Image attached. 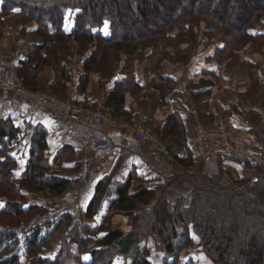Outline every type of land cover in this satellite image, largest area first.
Segmentation results:
<instances>
[{
	"label": "trees",
	"instance_id": "obj_1",
	"mask_svg": "<svg viewBox=\"0 0 264 264\" xmlns=\"http://www.w3.org/2000/svg\"><path fill=\"white\" fill-rule=\"evenodd\" d=\"M0 8L5 13H27L38 24L43 36L42 43L27 47L28 59L19 69V75L27 87L40 88V76L45 66L52 62L49 53H53L59 63L63 52L71 51L73 40L79 44L81 54L86 55L84 63L87 72L111 76L119 69L121 80L107 96L104 110L112 117L133 124L123 112L122 106L127 91L135 85L137 67L144 64L154 75L153 84L163 94H167L174 79L165 74V63L186 59L179 31L190 34L192 45L205 43L204 40L214 42L217 48L211 59L220 65L244 46L248 42L246 39H252V54L248 57V61L252 63L249 67L252 81L249 95L254 96L263 87L261 65L253 62L264 55V0H0ZM192 21H197L199 30L191 24ZM68 26L70 32L66 31ZM106 30L108 33L105 34ZM256 31L260 33L256 34ZM54 35L58 37H51ZM44 51L48 52V56H44ZM67 76L65 71L58 75L60 86L66 85ZM88 78L89 74L84 77V81ZM43 88L41 89L49 93L67 98L55 87L53 90L48 86ZM174 122L172 118L170 127ZM17 130L18 128H12L9 122L0 118V141L14 139ZM256 131L260 137L262 163L251 165L256 167L257 179L254 183L233 181L222 176L200 177L195 180V176L182 170L181 175L176 176L196 183L190 204L185 205L183 201L173 203L162 195L151 211H148L147 223L144 225L146 231L139 226L126 232L109 224L102 225L101 228L106 231L102 249L91 251V255L90 249L95 246V240L90 237V228H87L89 237H82L78 228L76 233L73 232V228L71 234H76L81 248L79 251L83 255H71L73 241L67 238L62 242L64 246L50 256L35 255L33 263L68 264L69 259L74 258L79 264H114L111 249L128 254L135 249L141 236L153 231L161 236L165 251L170 254H175L181 247L188 248L193 243L200 247L201 252L213 264H264V126H258ZM48 146L47 130L44 125L38 124L31 130L26 166L21 156H8L5 161L0 162V172L3 171L7 177L0 185L13 196L10 199L4 193V201L0 203V264H19L21 252L5 255L10 246L4 244L12 238H17L14 242L17 243L20 236H26L27 233L5 229V221L10 227L19 226L24 215H33L40 209L38 205L31 203L27 194L48 189L60 194L70 183L68 178L58 175L56 171L44 176L49 164L39 157ZM179 162L185 166L194 164V161ZM20 164H24L22 174ZM10 166H14L12 168L16 171H11ZM132 184V177H129L123 184L117 185L115 205L122 206L131 200L145 202L153 198V190L148 187L131 193ZM242 185L244 187H239ZM97 188L99 189V185ZM27 200L29 206L24 211L22 208ZM98 201L99 197H94L89 206V216L94 213ZM53 222L55 221H46L45 225ZM55 223L57 227L43 238L39 236L43 235L44 230L39 225L36 226L33 230L34 237H27V243L36 247L47 240L63 224L62 221ZM180 229L184 239L176 247L174 240L180 235ZM181 243L184 245H180ZM137 255L131 258V264H154L148 256Z\"/></svg>",
	"mask_w": 264,
	"mask_h": 264
},
{
	"label": "crops",
	"instance_id": "obj_2",
	"mask_svg": "<svg viewBox=\"0 0 264 264\" xmlns=\"http://www.w3.org/2000/svg\"><path fill=\"white\" fill-rule=\"evenodd\" d=\"M22 14L24 12L20 11L5 13L0 8V52L10 57L16 73L14 74L19 77V69L28 59L26 53L28 46L25 41L27 38H33V35L37 39L40 38L33 30L25 31L20 28L19 22L12 24V21L16 20L14 17ZM66 31L70 32L71 29ZM258 33L260 31H256V34ZM189 35L181 37L182 51L186 59L178 60L176 63L166 62L164 65L165 74L174 79L170 91L163 94L153 84V73L143 64L137 67L135 85L127 91L122 106L123 112L132 122L142 126L155 141L161 143L154 140L142 142L133 132L111 128L89 119L82 126V133L91 137L92 141L100 138L105 144L100 147L92 146L90 164L85 165L82 162L84 157L82 147L73 139L69 129L60 128L59 121L51 114L45 111L50 116L40 115L34 125L30 126V131L38 124L44 125L47 130L49 146L39 157L49 164L44 176L56 171L58 175L71 180L60 194L52 193L49 189L27 194L31 203L38 205L40 207L38 211L42 212L39 226L44 232L39 237L43 238L57 227L55 222L45 225V221H51L52 215L43 213L44 209L51 208L56 218L72 219L74 218L72 208L77 207L86 216L89 204L97 196L100 208H105L106 214L116 207L114 201L117 199V185L123 184L129 177L152 189H162L165 185L172 188L171 180L165 181V178L170 179L165 170L166 165L203 177L222 176L233 181H246L250 184L255 182L256 169L246 163L244 158L248 157L242 154L225 156L205 148L201 149L196 141V131L209 124L231 127L235 131L236 139L243 146L260 149V137L256 129L260 125L264 126V55H260L257 62H253L261 65L263 87L254 96L249 95L252 86L249 67L252 63L248 61V57L252 51V39L220 65L211 59L217 48L214 42L204 40L205 43L198 42L192 45L190 38L188 39ZM71 42V51L63 52V58L59 63L56 56L49 53L52 62L45 66L38 86H48L52 90L55 87L65 97L77 103L104 110L107 96L115 90L117 82L121 80L119 69L111 76L87 72L84 63L86 55L79 51V44L73 40ZM46 52H42L44 56H48ZM63 71L68 74V79L65 86H60L61 82L58 83L57 77ZM88 74L89 78L85 82L84 77ZM172 118L175 124L170 127ZM161 145H165L166 148L161 149ZM181 160L194 161V164L185 166L179 162ZM22 162L26 161L22 159ZM37 176H40L38 172ZM109 202L113 205L112 208ZM103 204H108V207L102 206ZM93 214V218L84 216L89 227H95L103 222L104 214L99 217V221L96 219L97 214ZM73 224L71 229L78 225ZM64 226L63 222L60 229L34 247L33 252L21 255L19 264H34L35 255L48 257L55 253L63 239H70L72 236L70 232V236L66 237L70 229L65 231L61 238L56 237ZM24 228L26 232L22 233L27 234L23 238L28 242L27 237L33 238L34 231L27 232L31 229L27 225Z\"/></svg>",
	"mask_w": 264,
	"mask_h": 264
},
{
	"label": "rangeland",
	"instance_id": "obj_3",
	"mask_svg": "<svg viewBox=\"0 0 264 264\" xmlns=\"http://www.w3.org/2000/svg\"><path fill=\"white\" fill-rule=\"evenodd\" d=\"M13 16L14 15H12L11 17L13 18ZM18 16H17V18L14 17L16 20L12 21V24L15 22H19L18 26L20 28H23L25 31H29V30L32 31L33 30V31H35L36 34L38 33L40 36V38H38V39L34 35L32 36L33 38H27V40L25 41L26 46H30V44L35 45V44L42 43L43 42L42 41L43 36H42L38 26H37L38 24L35 21L31 20L29 18L28 14L25 12H24V14L20 15L19 18H18ZM196 22L197 21H192L191 24L193 26H196L195 28L199 30L200 27L198 26V23H196ZM70 23H72V21H70ZM69 25L72 27V24H69ZM68 28H70V27L68 26ZM104 33L105 34L108 33L107 30ZM196 33H197V30H196ZM178 35H179V37L184 38L186 36V33L179 31ZM51 37L56 38L58 36L54 35ZM189 38H190V35H189L188 39ZM249 40L250 39H246V41H249ZM13 60H15V62H17L16 59H13ZM0 74L3 75L5 78L8 76V77H10V79H13L15 77V74L13 71L9 72V71H5V70L0 69ZM41 88H43V87L41 86L38 89H41ZM43 89H45V88H43ZM2 98H3V92L0 91V118L6 120L7 122H9V125L12 128H18V130H17V132H15V138L14 139H9V140L3 139L2 141H0V162L5 161L8 156H11L13 158L21 156L23 158V161L24 162L26 161L25 162V166H26V164L28 162V160H27L28 142H29V138L31 135L30 126L34 125L36 118L37 117L39 118L40 115H41V117H48L50 115L48 113H46L45 111H41V110L35 111L33 113H25L22 110L7 112L3 108V104L1 103ZM121 121H124V120H121ZM135 125H138V124H135ZM15 126H17V127H15ZM140 127L142 129H144L142 126H140ZM134 136H136L135 133H134ZM157 142L161 143V141H157ZM198 145H200L201 149L205 148L206 150L211 151L206 145H204L202 143H198ZM161 146H162L161 149L166 148L165 145H161ZM212 152H215V151H212ZM227 156H229V155H227ZM167 157H169V155ZM245 160L249 166H251L253 164H257L253 160H250L248 158ZM164 165H166V164H164ZM20 166L22 167V169L20 170L21 174H22L24 164H20ZM12 167H14V166H10L11 171H16V169L12 168ZM166 167L167 168L165 170H166V173H168V176H170V179L165 178L166 179L165 181L169 182L171 180L170 185H172V188H170L168 185H165L166 184L165 181H164L165 186H163L162 189H155V188L152 189L140 181L132 180L133 181V184H132L133 188H131V190H130L132 193L135 192L136 190H140L142 187H148L149 189L153 190V193H154L153 198L149 199L148 201H145V202H139L137 200H131V202L124 203V204H122V206L116 205V207L113 208L114 210H110V212L106 213L107 216H106V214H104L105 208H103V207L100 208V205L98 202L97 207L95 208V211H94L95 215L98 212H100L102 210L103 211L96 215L97 221L100 220V218L103 214L104 215H103V222L100 225H97L95 227H89L88 226L89 224L85 221V217L86 218L87 217L93 218L94 214L89 216L88 211H87L86 216H85L84 213L81 210H79L80 208L77 209V207H75V208L71 207L72 211H73V215H74V218H72V219H71V217L67 218V219L54 217V214L51 212V208L44 209L43 213L47 212V213H49V215L51 214L52 215L51 221H55V222L56 221L57 222L62 221V223L64 222L65 226L61 230V233L56 235V237H58V238H61L64 235L65 231L70 230L72 228V225L74 226L73 223L78 224L73 229V232L78 230V233L81 234L82 237L88 236L87 228H90L89 229L90 237H93L95 240V244H94L95 246H93L90 249L89 254L91 255V251H94L97 249H102V239H103V236L106 232V231L104 232L103 228H101L102 225H104V224L108 225L109 224V225H111V227L119 228V229H122L126 232L133 231L136 226H139L144 231H146V229L144 228V225H146V223H147L146 217H147L148 211H151L152 206L157 202V200L160 197H162V195H165L167 198H169L168 201L173 202V203H175L177 201H183L185 203V205L190 204L192 197H193V189H194L196 183L191 182V180H189V179H184L182 176H181L182 178L176 176L178 174L181 175L180 172L182 171V169L178 170L174 166L169 167L167 165H166ZM189 174H191V173H189ZM193 176L196 177L195 180L197 178L203 177V176L198 175V174H196V175L193 174ZM6 178L7 177L5 176L4 172L1 171L0 172V184H1V181H3ZM69 181L71 182V180H69ZM237 186H238V184H237ZM4 193L8 194L10 199L13 198V196L11 195V192H9V190L5 191L4 188L2 187V185H0V203L1 204L4 201L3 200V194ZM107 199H108V197H107ZM93 200H94V198H93ZM90 204H89V206H90ZM109 204H110V202H109ZM28 206H29V202L27 200V202L25 203V205L23 206L22 209L23 210L25 209L24 211H27ZM102 206L108 207V204H106V205L103 204ZM110 206H111V208L113 207V205H111V204H110ZM117 209H118V211H117ZM88 210H89V207H88ZM41 216H42L41 211H35V213L33 215H31L30 213H27V215L26 216L24 215V217L22 218L23 220L21 219L23 222H21L19 226L10 227L7 225V221H5V229H12L14 231L20 232L21 227H25L27 225V226L31 227L30 231L35 230L37 228L36 226H38L39 223L41 222V218H42ZM139 217H140V219H139ZM37 222H38V224H35ZM91 222L93 223V221H91ZM33 225H36V226H33ZM55 226H57V224ZM181 230L182 229H180V235H178L176 237V239L174 240L176 247H178L177 246L178 242H180L181 240L184 239V237L182 238V231ZM71 231H72V229L68 232L66 237L70 236L69 233ZM136 231H138V230H136ZM73 235H74V233H72V237L69 239V241H71V242L73 241V245H71L72 246L71 255H83V253L81 254L79 251V250H81V248H80L79 243H77L78 240H77L76 234L74 236ZM191 237H194V235ZM139 239H140V241L136 245L135 249L133 248L128 254H122L115 249H111L110 252L112 255H114V256H112L111 259L114 260V264H131L132 263L131 258L137 257L138 256L137 254H143V255L148 256L154 264H164V263H169V264H174V263L175 264H213V262L201 252L200 247H198L196 245L194 246L193 243L188 248L181 247L180 250L177 249L175 254H170V253H167L165 251L163 239L156 232L152 231L148 234L141 236V238H139ZM63 240H65V239H63ZM194 240L195 241L197 240L196 237ZM15 241H17V238H12V239L5 241L4 245L10 246V250L7 251L5 255H7V253L12 254L16 251H20L21 255H26L27 253L34 251V247H31L30 245H28L22 236L20 237L19 242L14 243ZM182 244L183 243H181L180 245H182ZM61 246H62V244L60 245V248H61ZM40 252H41V249H40ZM35 253H36V251H35ZM85 254H86V252H85ZM125 255H127V256H125ZM68 264H79V262H77L74 258H72V259L70 258Z\"/></svg>",
	"mask_w": 264,
	"mask_h": 264
},
{
	"label": "built area",
	"instance_id": "obj_4",
	"mask_svg": "<svg viewBox=\"0 0 264 264\" xmlns=\"http://www.w3.org/2000/svg\"><path fill=\"white\" fill-rule=\"evenodd\" d=\"M0 69L9 72L14 71L15 73L10 57L1 52ZM0 91L3 92L1 103L6 111L22 110L25 113H33L43 110L59 121L62 130L69 129L73 139L83 149L84 157L82 162L85 165L90 164V156L93 152L92 146L100 147L105 144L100 138L92 141L91 137L82 133L81 128L89 119L95 123L106 124L111 128H120L133 132L142 142L155 141L151 135L138 125L128 121H121L118 118L110 116L104 110L72 102L67 98H61L45 90L31 89L24 84L22 78L18 75L10 79V77L7 76L5 78L0 74ZM196 134L197 143L206 145L211 151H215L220 155L232 156L242 154L257 164L262 163L260 150L243 146L236 139L235 131L231 127L209 124L200 127Z\"/></svg>",
	"mask_w": 264,
	"mask_h": 264
},
{
	"label": "water",
	"instance_id": "obj_5",
	"mask_svg": "<svg viewBox=\"0 0 264 264\" xmlns=\"http://www.w3.org/2000/svg\"><path fill=\"white\" fill-rule=\"evenodd\" d=\"M20 232H26V229L24 227H21Z\"/></svg>",
	"mask_w": 264,
	"mask_h": 264
}]
</instances>
